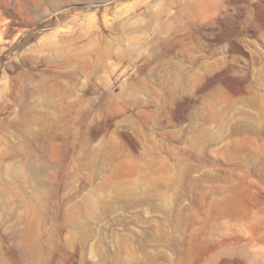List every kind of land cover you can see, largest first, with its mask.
I'll list each match as a JSON object with an SVG mask.
<instances>
[{
    "label": "rangeland",
    "instance_id": "1",
    "mask_svg": "<svg viewBox=\"0 0 264 264\" xmlns=\"http://www.w3.org/2000/svg\"><path fill=\"white\" fill-rule=\"evenodd\" d=\"M0 264H264V0H0Z\"/></svg>",
    "mask_w": 264,
    "mask_h": 264
}]
</instances>
